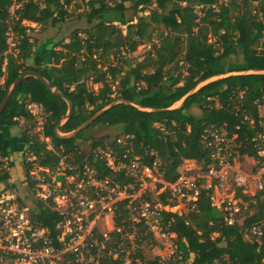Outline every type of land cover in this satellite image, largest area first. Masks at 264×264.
<instances>
[{
	"label": "trees",
	"instance_id": "trees-1",
	"mask_svg": "<svg viewBox=\"0 0 264 264\" xmlns=\"http://www.w3.org/2000/svg\"><path fill=\"white\" fill-rule=\"evenodd\" d=\"M108 1L0 0V103L14 79L33 71L71 101V114L58 127L69 132L118 99L166 109L200 81L215 75L264 70V0ZM71 3L76 8L83 5L85 11L75 14L68 9ZM127 11L137 15L136 21L127 18ZM71 17L89 23L71 31L66 39L39 40L32 37V28L25 23H35L45 31ZM143 43L149 44L146 57L133 64L128 54ZM236 59L239 67L223 65ZM28 101L42 109L38 131H32L36 121L26 107ZM262 105L264 74L230 75L204 84L178 109L143 111L116 103L73 137L61 138L54 129L66 113L65 100L46 90L37 78L27 76L13 87L0 113V154L9 155L2 129L18 125L22 119V142L36 157L24 162L27 178L36 160L54 167L60 157L70 155L79 165L88 163L97 178L128 184L131 178L112 171L92 150L109 145L120 153L125 147L116 139L123 137L125 146L142 163L155 166L165 181L172 182L179 177L184 159L194 160L199 172L216 165L209 137L204 138L213 129L224 130L232 139L231 162L239 154L255 157L259 166L263 161L258 155L261 144L253 137L264 131ZM194 106L200 114L189 111ZM94 126L115 128L116 136L96 140L86 134ZM41 136L49 138L52 150L45 148ZM79 141L91 143L86 157ZM235 189V197L248 201V206L241 203L231 223L225 209L211 204L212 189H200L195 209L185 215L162 212L167 231L175 235L173 264H264V231L259 237L249 233L264 219V187L252 195L243 193L241 187ZM121 205L116 210L117 223L126 212ZM61 219L49 202L36 201L32 220L49 231L55 246V224ZM140 253V249L134 252L131 264L158 263V256L136 261Z\"/></svg>",
	"mask_w": 264,
	"mask_h": 264
},
{
	"label": "built area",
	"instance_id": "built-area-1",
	"mask_svg": "<svg viewBox=\"0 0 264 264\" xmlns=\"http://www.w3.org/2000/svg\"><path fill=\"white\" fill-rule=\"evenodd\" d=\"M26 107L34 117L41 111L39 105L29 101ZM207 137L216 165L199 172L195 165H189L192 160L184 159L179 167V177L172 182L165 181L155 166L142 163L125 146L123 137L116 139L125 147L120 153L109 145L95 147L93 153L112 171H121L123 176L131 178L128 184L108 177L97 178L88 163L79 165L70 155L60 157L55 166L60 172L50 176L48 170L46 173L41 171L44 177L34 179L40 187L48 185L47 191L38 193L35 203L49 202L51 208L62 215V219L55 224L56 246L49 231L32 220L33 209L30 211L28 203H22L25 196L19 197L14 186H6L10 185L8 174L11 162L9 156L0 154V264H70L63 256L70 258L71 264H131L132 255L140 248L147 233L151 234L148 239L173 235L167 231L162 212L185 215L194 210L202 188L212 189L211 204L225 209L229 214L227 220L231 223L234 215L240 212L241 199L235 197L234 190L224 197H215L214 189L216 183L225 180L223 171L232 164L229 160L232 139L224 130L217 129L210 130L204 138ZM253 140H259L261 148L258 154L263 158L259 167L261 174L254 179L257 190H260L264 187V131L257 133ZM5 175L7 178L2 180ZM248 178L237 175L233 180L234 187L242 188ZM153 194L154 197L149 199ZM119 203L126 212L121 222L117 223ZM101 219L105 228L99 229L96 223ZM263 231L264 219L253 225L249 233L259 237ZM129 239L135 243L132 250H129ZM102 244L104 249L100 250ZM86 249L89 253L80 259L78 253ZM107 250L110 253H105ZM100 251L104 252L101 256ZM157 256V264H173V255L168 258ZM113 260L118 262L112 263ZM136 261H139L138 258Z\"/></svg>",
	"mask_w": 264,
	"mask_h": 264
},
{
	"label": "rangeland",
	"instance_id": "rangeland-1",
	"mask_svg": "<svg viewBox=\"0 0 264 264\" xmlns=\"http://www.w3.org/2000/svg\"><path fill=\"white\" fill-rule=\"evenodd\" d=\"M113 1L114 0H109L108 2L110 3ZM74 4L75 3H71L68 6V9L69 10L73 9V11H75V14L83 13L85 11V7L83 5H81L80 8H76L74 7ZM144 13H147V12H144ZM140 14H143V13H140ZM126 15H127V18L128 19L131 18L132 21H136L137 19V15L133 14L131 11H127ZM25 23L29 27L32 28V30L30 31V34L32 35V37H36L39 40L43 39L44 37H54L55 39H60V38L66 39L70 35L71 31L83 29V27L88 26L89 20H86L85 18L77 19V18L71 17L65 22L57 23L55 26L48 27L45 31L41 30V26L36 25L35 23H32V22H25ZM121 28H124V26H121ZM13 40H14V37L11 35L9 37L10 46L13 45ZM148 50H149V44L143 43L139 45L133 53L128 54V56L131 58V62L134 64L136 61L143 60L146 57ZM237 59L233 63H229V62H225V63L222 62V63L226 67H239L241 63H239V60ZM148 67L149 66H145V68H148ZM92 87L96 89L97 85L96 87L94 85ZM191 109L193 113L195 114L201 113L200 109L195 106L192 107ZM40 113L41 111H39L37 114L38 115V118H36L37 120L34 119L36 122L41 121L43 118V114L41 115ZM260 115L264 116V105L260 106ZM36 129L37 127H35L33 130H36ZM86 134L89 136H100L101 138L104 136L113 137L112 136L113 133H111L110 130L104 126H96L95 128H91L86 132ZM79 143L82 149H87L89 145V142L79 141ZM234 152H236V150ZM21 155L22 154L20 153L19 155L16 156L17 157L16 163H17V166L19 167V171L14 173L11 170L10 177H13V173L15 177L11 178V180L9 179L8 183H10V185L7 184L6 186H9V187L14 186L15 188H17L19 197L25 196L26 202L22 201V203H28V205L30 206V211H31V209L35 208L34 204H35V200L37 198L38 193H42V191L44 192V191H47L48 189L47 184H44L43 186L40 187L34 179H36V177L43 178L44 176L41 175L40 172L43 171L44 173H46L47 172L46 169L48 168V166L47 164L40 165L39 163L36 162L37 161L36 160L35 162L32 163L31 170L29 171V178H27L25 175V171H24L25 169L24 162L31 161L32 156H30L28 153H26L25 156H22V157ZM259 167H261V165L257 166V159L255 157H249L246 155L236 154L232 160L231 166L223 171L225 175V180L219 184L216 183L217 186H216V189H214L215 191L214 196L215 197L220 196L221 198V197H224L227 193H230L232 190L236 192L233 180L235 179L237 175L239 177L249 176L248 180L246 181V184L242 185L243 193L248 194V195L254 194L255 191H257L254 179L261 174ZM57 172H60V170L58 171L55 168H52V169L49 168L47 173L50 176H55ZM31 182H34V183L30 185ZM154 195L155 194L150 195L149 199H152ZM242 205L244 208L247 207L248 201H243ZM241 218L242 216L240 217V220ZM103 220H106V219H103ZM96 224L98 225L99 229L105 228V225L102 222V219L99 220ZM132 239H129L130 240L129 250H132V247L135 246V243L134 241H132ZM174 240H175L174 236L163 237L160 235L156 236V238L145 239L144 241L141 242V245L139 248L141 253L138 256V260H141L142 258L150 260L156 257L157 255H160L161 257H164V258H168L169 256L174 255V251H175V244H174L175 241ZM100 248H101L100 250H103L104 245L102 244ZM88 253H89V249L84 250V252L80 251L78 253L79 258L84 259L85 254H88ZM102 253L104 252L100 251L99 256H101ZM105 253L107 254L110 253V250L109 251L107 250ZM90 258L92 259V257ZM63 259H65V261H69L71 264L70 258L63 256ZM95 261L98 262L97 260Z\"/></svg>",
	"mask_w": 264,
	"mask_h": 264
},
{
	"label": "water",
	"instance_id": "water-1",
	"mask_svg": "<svg viewBox=\"0 0 264 264\" xmlns=\"http://www.w3.org/2000/svg\"><path fill=\"white\" fill-rule=\"evenodd\" d=\"M264 74V70H257V69H252V70H242V71H229V72H225V73H222V74H218V75H215L209 79H206V80H203V81H200L194 88H192L191 90H189L186 94H184L179 100L176 101V105L174 107H169V108H149V107H142V106H138L134 103H131L129 101H126V100H122V99H118L116 101H113L111 102L109 105H107L106 107L100 109L99 111H97L94 115H92L88 120H86L84 123H82L80 126H78L77 128L73 129L72 131H69L67 132L66 134L64 135H60L59 133H56V129H58V127L64 123L66 121V119L70 116L71 114V111H72V103L71 101L63 95V93L61 91H59V89L57 87L54 86V84L50 81H48L47 79H45L44 77H42L41 75L33 72V71H25L24 73H22L21 75H19L16 79H14L10 85L8 86L6 92H5V95L2 99V102L0 103V113L2 112L7 100H8V97L10 95V93L12 92V89L13 87L23 78L27 77V76H31V77H35L37 78L38 80H40L46 90L54 93V94H57L59 95L60 97H62L66 104H67V110H66V113L65 115L60 119V121L57 123L56 127H55V133L58 137H61V138H71L73 137L75 134H77L79 131H81L82 129H84L88 124L91 123L92 120H94L97 116H99L104 110H106L107 108L111 107L112 105L116 104V103H126V104H129L131 106H134L136 107L137 109H140V110H143V111H164V110H167V109H178L180 107H182L185 99L190 95L192 94L194 91H196L198 88H200L201 86H203L204 84L212 81V80H215V79H219V78H222V77H227V76H230V75H241V74Z\"/></svg>",
	"mask_w": 264,
	"mask_h": 264
},
{
	"label": "crops",
	"instance_id": "crops-1",
	"mask_svg": "<svg viewBox=\"0 0 264 264\" xmlns=\"http://www.w3.org/2000/svg\"><path fill=\"white\" fill-rule=\"evenodd\" d=\"M95 87H96V85H94ZM97 88V87H96ZM30 102V101H29ZM30 103H32V104H35V105H38V104H36V103H33V102H30ZM175 103L176 102H174L172 105H171V107H174L175 106ZM191 113H193V111H192V109H190L189 110ZM41 115H42V109H41V113H40ZM36 118H38V116H36V117H34V119H36ZM37 120V119H36ZM41 123H42V120L41 121H37L36 122V127H37V129L36 130H32V131H38V130H40V128H41ZM22 124H23V120L22 119H20L19 120V124L18 125H14V126H11V127H4L3 129H2V131H3V133L5 134V144H6V146L8 147V149H9V157H10V162H11V167H10V172H9V174H8V176H9V179L11 180V178H13V177H15L14 176V173H16V172H18L19 171V167L17 166V163H16V156L17 155H19L20 153L22 154L21 155V157L22 156H25V154L26 153H28L30 156H32V160L31 161H34L35 159H36V157H35V155L33 154V152H30L28 149H27V146L22 142V136H21V131H22V128H21V126H22ZM96 126H94V127H92V128H95ZM104 127H106V126H104ZM109 130H110V132L111 133H113V135L112 136H116V129L115 128H110V127H107ZM55 130V129H54ZM56 133H59L60 135H64V134H66L67 132H61V131H59L58 129H56ZM94 139H104V138H108V139H110V138H112L111 136H104V137H100V136H92ZM41 138L44 140V144H45V148L46 149H49V150H52V148H51V144H50V141H49V138H45V137H43V136H41ZM90 144L91 143H89V145H88V147H87V149H82V151H83V157H86L87 156V153H88V151H89V149H90ZM78 146H80V143H78ZM81 147V146H80ZM96 147H98V146H96ZM93 150V149H92ZM14 162H15V164H14ZM58 163V162H57ZM57 165V164H56ZM55 165V166H56ZM189 165H191V166H193V165H195L196 166V163H195V161L194 160H192V163H190ZM47 166H48V168L46 169V170H48L49 168H55V166L54 167H51L50 166V164H47ZM11 170H12V172H14L13 173V177H10V173H11ZM31 184V183H30ZM218 198H220V196L218 197ZM171 236H174L175 237V235L173 234V235H171Z\"/></svg>",
	"mask_w": 264,
	"mask_h": 264
}]
</instances>
